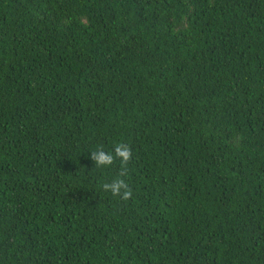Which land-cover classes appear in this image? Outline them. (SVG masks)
Wrapping results in <instances>:
<instances>
[{"label":"trees","instance_id":"16d2710c","mask_svg":"<svg viewBox=\"0 0 264 264\" xmlns=\"http://www.w3.org/2000/svg\"><path fill=\"white\" fill-rule=\"evenodd\" d=\"M0 264H264V0H0Z\"/></svg>","mask_w":264,"mask_h":264},{"label":"clouds","instance_id":"9594fccd","mask_svg":"<svg viewBox=\"0 0 264 264\" xmlns=\"http://www.w3.org/2000/svg\"><path fill=\"white\" fill-rule=\"evenodd\" d=\"M90 155L95 165L110 166L117 157L120 158L122 163H126L131 158V151L127 145L120 144L115 148V155H113L111 152H105L102 148L97 149ZM103 188L106 191L110 190L114 196L121 195L122 190H124L123 195L125 198L130 195V193L127 191V184L123 179L115 180L111 184H104Z\"/></svg>","mask_w":264,"mask_h":264}]
</instances>
